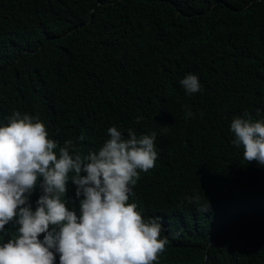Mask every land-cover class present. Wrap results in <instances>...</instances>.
<instances>
[{
  "label": "trees",
  "instance_id": "1",
  "mask_svg": "<svg viewBox=\"0 0 264 264\" xmlns=\"http://www.w3.org/2000/svg\"><path fill=\"white\" fill-rule=\"evenodd\" d=\"M15 111L45 125L58 158L66 140L98 151L113 126L156 133L155 166L129 186L145 221H162L154 264H264V165L230 129L245 112L264 121V0H0V126Z\"/></svg>",
  "mask_w": 264,
  "mask_h": 264
},
{
  "label": "clouds",
  "instance_id": "2",
  "mask_svg": "<svg viewBox=\"0 0 264 264\" xmlns=\"http://www.w3.org/2000/svg\"><path fill=\"white\" fill-rule=\"evenodd\" d=\"M180 84L188 94L201 90L194 74ZM190 116L187 111L185 118ZM230 129L244 159L264 165V121H253L245 112L232 120ZM108 134L110 139L98 151L83 157L75 153L73 141L66 140L58 158L57 142L48 138L39 119L15 111L8 124L0 126V232L10 222L18 225L16 236L0 245V264H55L54 253L59 254V264L158 260L168 243L160 238L161 218L145 221L137 205L129 203V186L136 184L139 171L155 166L156 133L138 136L129 129L124 138L113 126ZM69 180L79 214L62 199ZM38 185L42 194L33 211L29 196Z\"/></svg>",
  "mask_w": 264,
  "mask_h": 264
},
{
  "label": "bare ground",
  "instance_id": "3",
  "mask_svg": "<svg viewBox=\"0 0 264 264\" xmlns=\"http://www.w3.org/2000/svg\"><path fill=\"white\" fill-rule=\"evenodd\" d=\"M175 176V175H174ZM172 218V217H171Z\"/></svg>",
  "mask_w": 264,
  "mask_h": 264
}]
</instances>
